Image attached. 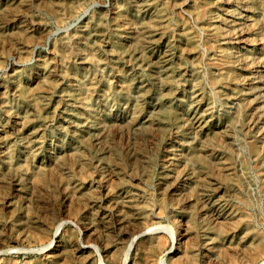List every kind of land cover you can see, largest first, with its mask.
<instances>
[{
	"label": "rangeland",
	"instance_id": "1",
	"mask_svg": "<svg viewBox=\"0 0 264 264\" xmlns=\"http://www.w3.org/2000/svg\"><path fill=\"white\" fill-rule=\"evenodd\" d=\"M143 1L67 0L62 7L60 0H0V264H53L46 254L59 246L65 252L60 264H123L125 259V264H141L143 243L158 236L162 248L153 259L190 264L168 230L176 226L182 231L194 210L200 224L231 206L240 208L253 229L264 234V0H210L211 20L204 21L192 13V0H176L167 9L165 37L148 45L123 33L126 15L146 17L139 7ZM117 13L123 14L119 26L114 24ZM95 20L105 30H92ZM89 25L87 35L83 28ZM21 28L30 33L18 32ZM187 28L196 42L186 41ZM63 42L70 58L62 53ZM165 57L175 67L170 101L161 100ZM42 61L54 66L49 73ZM221 64L234 79L214 85L213 77L224 72ZM49 78L55 83L47 84ZM90 79L96 88L88 91ZM16 85L45 93L24 100ZM142 88L147 90L141 96ZM160 102L178 116L179 123H171L167 134L161 130L165 127L149 125L160 120ZM24 117L28 120L21 129L14 118ZM198 121L208 139L228 151L231 166L235 163L232 177L221 180L225 188L216 196L208 183V191L201 192L200 170L187 157L200 150L204 139L195 129ZM31 132L42 145L38 158L28 146ZM252 140L258 142L260 159L248 149ZM11 159L14 165L7 169ZM241 159L247 161L244 167ZM59 160L70 168L73 182H62L58 166L54 174L48 171L43 186L23 191L18 186L28 181L19 166L48 168ZM217 162L209 159L208 170ZM173 165L185 167L179 180L162 175ZM123 186L145 210L142 215H152L144 227L159 225L162 232H148L131 244L139 225L124 222L131 205L123 198ZM199 233L201 256H209L203 243H218L211 234ZM22 235L27 236L23 242L13 238ZM239 239L237 232L230 255L225 245L210 258L225 264L264 260L263 255L246 261L250 242ZM88 244L92 251H85V260L78 258L76 250Z\"/></svg>",
	"mask_w": 264,
	"mask_h": 264
},
{
	"label": "bare ground",
	"instance_id": "2",
	"mask_svg": "<svg viewBox=\"0 0 264 264\" xmlns=\"http://www.w3.org/2000/svg\"><path fill=\"white\" fill-rule=\"evenodd\" d=\"M66 1L67 0H60L59 4H62V7H64L66 5ZM249 1L251 2L252 0H249ZM176 3H177L176 0L172 2L169 0H144L142 4H139L140 5L139 7L145 9L146 17H143L141 15H133V16L126 15L127 28L123 29V33H130L132 41L134 42L136 41V43H139L142 45L151 44L152 42H155L157 39L159 41V39H161L162 37H165L166 35V30L164 29L169 22V18L167 16V9L170 8L171 6L173 7ZM210 3H212L210 2V0H192L191 1L190 8L197 20L204 21L206 17L209 20H211L210 18L211 13H209L210 10L208 8V5ZM62 7H59V9H57L58 14H62V12L64 11ZM120 17H122L123 19L122 13H117V15L114 17L115 26L116 25L119 26ZM121 27H123V24ZM89 28H90V25L87 26L86 28H83L84 29L83 31H86ZM91 29L95 30L96 32L105 30L104 26H102L101 22H98V20H95L92 22ZM91 29L89 31H86L85 33L89 35ZM18 32L25 33V34L30 33L27 30H25V28L19 29ZM215 32L218 33L217 28H215ZM185 38H186V41H188V43H193V42H196L197 40L196 34L194 32H191L189 28H187L186 30ZM262 39H264V37ZM62 49H63L62 53H64L65 57L70 58L71 56L70 51H69L70 48L66 42H63ZM221 54L224 57H226V55H224L225 53H221ZM82 59L83 61H87L84 59V57ZM162 63H163L164 69L162 70L161 74H162L166 92L163 94L164 98H162L161 100L170 101L174 97L173 94L175 92V85H173L174 82L172 78V73L175 71V67L172 65V62L167 57H165ZM42 67H43V71H45L46 73H49L53 69L54 66L50 62L42 61ZM219 68L221 69L223 68L224 72L222 73L220 72V74H218L217 77H213L212 84L215 85V84H219L222 82L228 83V78L230 79V81L231 79H234V77L231 76L233 73L230 72V70H228L226 66H223L221 64ZM48 83L53 84L55 82L52 80V78H49L47 81V84ZM129 83L130 84L132 83L131 79L129 80ZM87 85L88 86L86 89L88 91L91 90L92 88L94 89L96 88L94 86L95 82L92 81L91 79L88 80ZM196 86L200 88L201 85H196ZM49 88H52V87L49 86ZM146 90L147 89L145 88L140 89V95L141 96L144 95L146 93ZM15 92L17 96L22 97L24 100L37 96L38 94L41 95V93H45L43 91L41 92V88L33 89V88H26V87H22L18 85H16L15 87ZM157 107H158V115H159L160 120H157V124H153L152 123L153 121H150L149 125L151 126L157 125L158 130L161 126H163L166 129H161V130L163 134H167V131H166L168 130L167 127L171 123H179L178 116L176 113H172V110L170 109L171 106H165V104H163L162 102L158 103ZM26 119L28 120V118H25V117L24 118H14V120L16 121V123H18V126L20 128L22 126H23L22 128L25 127ZM202 119L204 120V118ZM131 121H133V118H131ZM227 121H228L227 122L228 125L232 126V123H233L232 119L227 118ZM195 129H197V133L204 139L200 141V148H199L200 150L198 152L196 151L195 153H192V151L188 152L187 154L188 161L193 164L196 163L198 166V169L200 170L197 182L199 181L198 184L200 183L201 192L208 191V189L207 190L205 189L208 183L212 185V192L210 194H212L213 196H216V193H219L225 188V185L223 184L221 180L223 178L228 179V177H232L235 171V168H234L235 163L233 162V165L231 166L230 157H229L230 154H228V151H224L220 145L219 147H217L216 143L212 142L213 140L208 139V133L206 134L205 126L203 125L202 121H198V125L195 127ZM27 138H28V146L30 147V150L34 158L35 157L38 158V155L40 154V151L42 150V145H40V142L36 140L35 134H33L32 132L27 134ZM247 146H248L250 153H252L255 158L260 159L259 157H261L262 154H261V151H259L258 149L259 148L258 142L255 140H252L248 143ZM211 158H216L219 161V163L217 162V164L213 165L215 166V169L208 170V166L206 164L207 162H209V159L211 162ZM60 161L61 160L54 161L53 164L51 163L52 164L50 165L51 167H48V168H45L44 165L40 164L36 169H32L31 167H29L28 163H24L23 165L19 166V170L25 171L28 181L26 180L25 182L19 181L18 186L23 188L21 189L22 191L24 190V187L26 188L30 187V189L31 188L37 189V187L43 186V182L47 178L48 171H49V174H50V171H51V174H54V172L57 171L55 169L58 166L59 168H61L59 177H61L62 182H66V183L73 182L70 176V173H71L70 168L68 166H64L63 164H60ZM14 162L15 160L12 161V159L11 161L7 162L6 164L7 169H10L11 166L13 167ZM246 162L247 161L245 159H241V165L243 167L244 165H246ZM163 171L164 172L162 173V175H165L166 177L169 176L170 178H174L175 180H179L183 172L185 174V167L180 168L177 165H175V167L173 165V167H171L170 169H167V170L164 169ZM109 187H110L109 188L110 194L113 195V193L115 194L117 192L113 190L114 188L112 185H109ZM263 188H264V180H263ZM116 189L121 191L122 188L116 187ZM121 192H123V198L126 199V203L128 202L131 205L130 207H128L127 211H125V213L123 214L124 222L127 225L133 223L135 227L139 225V227L136 228V231L135 230L132 231L133 239H132L131 244L139 237L145 236L148 232H153V233L162 232L163 228L161 226L159 227V225L157 227L145 228L144 227L145 218H147L148 215L149 217H152V215L147 214V217H144L142 215L145 210L142 209V207H140L139 205H136L133 203V200L131 199V195L127 194V189L124 186H123V191ZM113 197L114 196H112V198ZM262 207L264 211V203ZM194 211H192V213L187 216L188 219L185 223V228L182 231H178V227L176 226L172 227L171 229L169 227L170 230L167 229L169 231L168 233H170L172 237V240L175 242V245L178 242V244L182 246V249H183L182 252L184 253L185 259H187V261L190 264H199L202 261L208 264H212V262L214 264H221V263L225 264L224 261L223 262L221 261L222 259L213 260L210 257L214 253V250L219 251V249H222L223 247H225V245H227L225 250L228 253L226 254L230 255L231 251H233V248H234L233 239L237 232L239 233V237H240V239L237 242H246V241L250 242L249 253L245 259L246 261L252 262V261L259 259V257L264 255V234L262 233L260 234L253 229L250 218L247 217V214L242 209L231 206L227 208L226 213L224 214L218 213L214 215L212 218H210L208 221L204 218V220H202L200 224L197 221L196 214ZM209 223L213 225L210 226ZM200 230H202V232L204 231V235L211 234L212 240H215L218 243V244L216 243L212 244V242L207 243V244L203 243L206 246V249L209 251L208 253L211 254L209 256L207 254H202L201 256L200 246L202 245V242L200 243L199 242L200 240L198 239L200 238L199 237ZM26 237H27L26 235L25 236L22 235V236H15L13 238L15 241L23 242L26 240ZM160 239L161 238H159L158 236V238H154V239L151 238L143 243V246L141 248V253H140L141 264L157 263L158 260L153 259V256L157 254V252L159 253V251L162 248ZM51 244L52 242H50V244H46L45 246L41 247V250L45 249ZM92 246L93 245L88 244L76 250L78 258H84L85 260L87 258V256H85V253L87 252L85 251L91 252L92 250L90 249L94 248V246L93 247ZM63 253H65L64 248L59 246L55 251H51L46 254V261L53 263V264H60V259H62L61 256H63ZM125 256L127 258L128 252L125 253ZM164 260L165 259L161 257V259L158 261L159 264H164ZM125 263H126V259L123 262V264ZM229 264H236V263L230 262ZM259 264H264V260L260 262Z\"/></svg>",
	"mask_w": 264,
	"mask_h": 264
}]
</instances>
